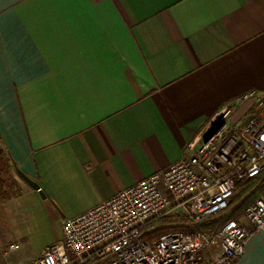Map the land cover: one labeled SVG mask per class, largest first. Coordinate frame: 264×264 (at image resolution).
<instances>
[{"label": "crops", "instance_id": "0c3cea01", "mask_svg": "<svg viewBox=\"0 0 264 264\" xmlns=\"http://www.w3.org/2000/svg\"><path fill=\"white\" fill-rule=\"evenodd\" d=\"M0 9V141L46 195L15 177L23 191L4 209L18 238L167 169L237 97L264 95V0H4ZM252 102L233 107L232 120ZM262 259L257 232L235 264Z\"/></svg>", "mask_w": 264, "mask_h": 264}, {"label": "built area", "instance_id": "2783aa9c", "mask_svg": "<svg viewBox=\"0 0 264 264\" xmlns=\"http://www.w3.org/2000/svg\"><path fill=\"white\" fill-rule=\"evenodd\" d=\"M248 100L234 122L233 107ZM263 172L264 95L253 90L211 118L167 169L64 220L62 241L35 264H235L264 232V196L216 229L202 226L230 211L238 182ZM163 219L172 226L157 235Z\"/></svg>", "mask_w": 264, "mask_h": 264}, {"label": "rangeland", "instance_id": "374dc122", "mask_svg": "<svg viewBox=\"0 0 264 264\" xmlns=\"http://www.w3.org/2000/svg\"><path fill=\"white\" fill-rule=\"evenodd\" d=\"M6 155V150L0 141V264H35V260L39 253L44 248L52 245L49 244L50 242L62 241V225L61 227L59 225L52 230H43L41 228L30 227L27 229L25 238L13 236L4 209L8 200L3 199L9 193L13 195L12 198L17 197L21 195L23 190L17 179L16 181L18 184L16 183V185H12L11 179L9 180L12 175H14L16 178H19V175L15 168H11V170L7 168ZM262 179H264V173L256 179L245 181L242 188L236 190V196L239 195L240 197L236 199L235 203H233L230 211L222 214L212 222L213 227L216 228L223 224L224 220L229 217L234 207L243 198H250L252 204L258 197L264 196V193L260 190L263 181ZM17 186H19L20 191L15 193L16 189H18ZM242 214L243 213L231 218L240 217ZM171 221L169 219H163L159 221L161 225L158 227V230H169L172 226L169 224ZM47 244L49 245L46 246Z\"/></svg>", "mask_w": 264, "mask_h": 264}, {"label": "trees", "instance_id": "16d2710c", "mask_svg": "<svg viewBox=\"0 0 264 264\" xmlns=\"http://www.w3.org/2000/svg\"><path fill=\"white\" fill-rule=\"evenodd\" d=\"M6 150V149H5ZM6 160H7V168L9 169V170H11V168H15V170H16V166H15V164L13 163V160H12V158H11V155L9 154V152L6 150ZM264 173V172H263ZM262 173V174H263ZM261 174V175H262ZM259 177V176H258ZM257 178V177H256ZM256 178H254V179H256ZM11 179V181H12V185H16V183H17V181H16V178H15V176L14 175H12V177H10L9 178V180ZM250 180H253V179H250ZM263 181H262V185H261V187H260V190L264 193V179H262ZM246 181H248V180H246ZM244 182L245 181H242V182H238L237 183V190H239V189H241L242 188V186H243V184H244ZM18 184V183H17ZM17 188L18 189H16V191H15V193H18L19 191H20V189H19V186H17ZM13 197V195L11 194V193H9L3 200H10L11 198ZM240 196L239 195H237L236 196V193H235V195L233 196V198H232V200H231V206L233 205V203H235V201H236V199L237 198H239ZM251 204V199L249 198V199H247V198H243L242 200H240V202L234 207V209L232 210V212L230 213V215H229V217L227 218L228 220L231 218V217H236L237 215H239V214H241V213H243L244 211H245V209L249 206ZM227 219L226 220H224V222L225 221H227ZM215 219H213V220H211L210 222H207V223H205L202 227L204 228V229H207V230H212L214 227H213V225H212V222L214 221ZM220 222H222V221H220ZM223 222V223H224ZM221 224V223H220ZM222 225V224H221ZM220 226V225H219ZM218 226V227H219ZM217 228V227H216ZM216 228H214V229H216ZM165 231H167V230H165ZM164 230H157V232H156V234L157 235H159V234H162V233H164L165 232Z\"/></svg>", "mask_w": 264, "mask_h": 264}, {"label": "water", "instance_id": "95a60500", "mask_svg": "<svg viewBox=\"0 0 264 264\" xmlns=\"http://www.w3.org/2000/svg\"><path fill=\"white\" fill-rule=\"evenodd\" d=\"M16 172L27 184H29L33 189L37 190L43 198L46 197V195H45L44 191L42 190L40 184L36 180L29 177L27 174H25L23 171H21L18 167H16Z\"/></svg>", "mask_w": 264, "mask_h": 264}, {"label": "snow or ice", "instance_id": "6c2138e0", "mask_svg": "<svg viewBox=\"0 0 264 264\" xmlns=\"http://www.w3.org/2000/svg\"><path fill=\"white\" fill-rule=\"evenodd\" d=\"M4 3V0H0V5ZM2 11V9H0ZM5 20L6 18L3 16H0V34L4 33L5 30ZM3 88V78H2V69H0V90ZM258 264H264V259H262Z\"/></svg>", "mask_w": 264, "mask_h": 264}]
</instances>
